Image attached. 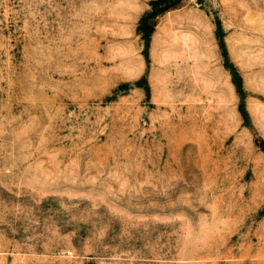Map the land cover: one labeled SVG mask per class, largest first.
<instances>
[{
	"label": "rangeland",
	"instance_id": "374dc122",
	"mask_svg": "<svg viewBox=\"0 0 264 264\" xmlns=\"http://www.w3.org/2000/svg\"><path fill=\"white\" fill-rule=\"evenodd\" d=\"M0 264H264V0H0Z\"/></svg>",
	"mask_w": 264,
	"mask_h": 264
}]
</instances>
